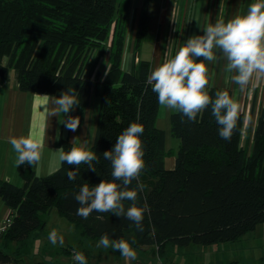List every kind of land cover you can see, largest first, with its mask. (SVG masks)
<instances>
[{"label":"trees","instance_id":"trees-1","mask_svg":"<svg viewBox=\"0 0 264 264\" xmlns=\"http://www.w3.org/2000/svg\"><path fill=\"white\" fill-rule=\"evenodd\" d=\"M150 1H144L137 17L133 56L147 33ZM130 4L131 0H0V78L12 70L21 90L54 99L71 88L79 94V110L87 106L91 94L100 100L91 145L98 157L93 162L96 172L82 164L73 181L66 173L75 166L60 162L56 170L39 176L36 165L25 163L18 168L21 185L0 179V198L11 219L0 237L6 248L24 243L34 230L43 228L40 212L50 209L87 237L100 239L107 233L112 240L129 241L133 248L150 246L153 256L164 254L170 245L234 242L264 222V109L253 132L250 111L243 143L242 113L229 141L219 136L210 106L195 122L171 112L170 135L179 145L176 153L167 149L165 131L156 125L157 95L146 83L150 59L132 60L129 70L121 67ZM106 52L109 68L97 80L96 67ZM218 90L233 98L229 87H208L213 98ZM132 122L144 126L145 168L140 181L147 187L136 201L150 209L144 214L143 232L111 212H93L84 219L76 215L79 205L74 198L84 183L94 186L112 179L111 163L102 154ZM57 143L65 151L72 146L62 135ZM172 155L174 164L166 168L164 160ZM136 184L134 180L131 187ZM124 203L127 208L131 201ZM0 264L17 263L0 249Z\"/></svg>","mask_w":264,"mask_h":264},{"label":"clouds","instance_id":"clouds-1","mask_svg":"<svg viewBox=\"0 0 264 264\" xmlns=\"http://www.w3.org/2000/svg\"><path fill=\"white\" fill-rule=\"evenodd\" d=\"M202 32V35L190 36L174 54L166 53L163 61L150 71L146 83L157 95L162 109L180 113L188 121L195 122L198 115L210 106L212 116L219 125V136L230 141L237 126L240 106L227 91H216L214 98L209 94L208 64L224 61V72L229 74L226 78L238 85L241 92L254 78L264 79V0H254L244 14H237L227 21L220 18L215 23L207 24ZM52 103L54 107L49 115L59 117L63 113L67 119L62 123L68 130L76 131L80 117L68 114L79 106V94L69 88ZM143 132L142 124L130 123L118 135L114 146L102 154L111 163L112 179H102L94 186L84 183L74 197L79 205L76 215L87 219L93 212H111L132 221L139 232L144 231V214L150 209L147 203L141 207L136 202L138 192L147 187L140 181L145 168L141 139ZM76 141L77 138L72 141L68 151L63 147L57 150L61 164L75 166L76 170L66 173L68 179L73 181L79 174L80 165H86L96 172L93 162L98 161L96 152L87 140ZM9 142L17 154L18 166L26 163L34 167L41 160V139L22 135ZM134 180L137 184L131 187ZM125 201H131L127 208ZM49 240L52 244L63 245L64 242L63 236L55 229L49 233ZM97 247H111L125 258H136L129 241L123 238L112 240L107 233L101 236ZM74 260L78 264H87L82 252H75Z\"/></svg>","mask_w":264,"mask_h":264},{"label":"crops","instance_id":"crops-1","mask_svg":"<svg viewBox=\"0 0 264 264\" xmlns=\"http://www.w3.org/2000/svg\"><path fill=\"white\" fill-rule=\"evenodd\" d=\"M144 1L131 0L130 9L133 6L134 16L132 17L130 42L126 50L123 48L121 67L124 70L130 69L132 60L137 61L142 58L140 55L141 43L146 36L152 37L149 59L153 69L161 63V58H165L166 53L174 54L190 36L202 35V29L207 24L215 23L220 18L227 21L237 14H244L248 6L254 2V0L150 1L146 4V11L149 16L147 33L141 40L139 50L133 56L132 42L137 17L140 9L144 6ZM224 64V61H219L214 63L213 69H211L212 65L209 63V72L225 74ZM108 68V52H106L96 67V71H99L97 80L103 79ZM251 85L248 88L246 87V90L243 91L245 93H242L237 85L235 87L238 92L232 93L235 101L240 96H246L250 99L254 90H256L258 99L262 97L263 102L259 99V105L258 102L255 104L257 97H255L256 99L254 98L253 105L251 104L252 101L249 104L245 100L241 103L242 110L240 111H243V115L245 114L244 120L246 115L248 118L250 111H252L251 132H253L258 116L261 110L264 109V85L259 88L255 84L253 87ZM251 89H253L252 94L249 92V95H247ZM53 100L54 98L48 94L40 92L29 93L21 90L12 70L9 71L6 78H0V179L17 185L23 183L18 173V168L22 164L18 166L17 154L9 142L12 138L32 135L43 141L42 157L35 169L36 174L39 176L47 175L59 167L60 161L57 155L59 146L57 142L60 135L67 137L70 141L77 138V143L87 140L91 147L99 114V97L91 94L89 103L84 109L75 108L70 110L69 116L80 117V125L74 132L68 130L62 123L64 119H67L63 113L59 117H51L49 115V112L54 107ZM168 112L171 113V111ZM164 131L166 135V130ZM9 212V208L0 198V221L5 219ZM219 248L227 251V254L224 255L225 260L219 261V264H264V222L257 224L253 230L232 242V245L227 243L226 245H220ZM151 249L152 247L150 246L141 247V251L136 254L134 260L127 258L126 261H122L116 256L112 259L111 264L140 263L143 261L140 258L143 251L147 252ZM181 256L182 254H179V252L175 253L172 248H169L164 254L152 256L150 259L153 261L152 264H184Z\"/></svg>","mask_w":264,"mask_h":264},{"label":"rangeland","instance_id":"rangeland-1","mask_svg":"<svg viewBox=\"0 0 264 264\" xmlns=\"http://www.w3.org/2000/svg\"><path fill=\"white\" fill-rule=\"evenodd\" d=\"M134 16V9L133 6L130 9V14L127 20V29H126V36H125V46L124 49L126 50L128 43L130 42V38L132 36L131 30H132V17ZM152 37L146 36L145 39H143L141 43V49H140V55L142 58L149 59L150 58V48L152 45ZM124 50V51H125ZM161 62L163 61V57L161 58ZM213 69L214 63H211ZM229 74H216L215 72H209V86L216 85L219 87H230L233 91V93H237V89L235 86H237L235 83L231 82L226 77ZM252 84V85H251ZM256 85L258 88L262 87L264 85V79L256 80L255 78L250 82V84L247 86V88L251 85ZM239 87V86H238ZM246 90V88H245ZM253 89L251 91H248L247 95H249V92L252 94ZM245 93V92H242ZM259 96V91H258ZM257 97L256 90L253 91V95H251V98L248 99L246 96H240L238 100L236 101L240 108L239 113L243 114V111L241 109V103L245 101L248 102V104L253 100H255ZM255 98V99H254ZM261 99L262 101V97ZM255 100V104L259 105L260 100ZM251 102V104H252ZM250 106V105H249ZM169 114L170 112L162 109L159 106L158 111V117L156 120V125L166 130L165 135V142H166V148L172 149L174 153H176L179 140L176 138L171 137L169 132ZM245 115V114H244ZM243 115V117H244ZM247 115L244 120L243 124V130H242V143L244 142V136L246 133V123H247ZM174 162V155L167 156L164 160L166 168H171L173 166ZM40 218L45 222V225L43 228L36 229L32 232L29 239H27L24 243L21 244H15L10 243L7 245V248L4 246L6 243L4 240L0 239V249L6 250L8 253H10L15 259L17 264H78L77 261L74 260V254L75 252H82L87 260V264H111L112 259L114 257H119L122 261H126L127 258H125L119 251L113 250L111 247L109 248H103V247H97V244L99 242V239H93L90 237H87L80 233V231L75 228V226L69 222L66 218L63 216H60L55 209H50L45 212H40ZM55 229L57 233L61 236H63V245L52 244L49 240V233ZM232 245V242H219L217 244H209V245H201V244H194L191 243L189 246H175L170 245L169 248H172V250L179 254H182L181 258L184 261V264H219V261H223L224 255L227 254V251H223L220 249V245H226V244ZM132 249L135 251V253H139L141 250L137 248ZM142 258L141 262L144 264H152L153 261L150 259L152 258L151 250L149 251H143V254L141 255ZM149 258V259H147ZM151 260V261H150ZM155 262V260H154Z\"/></svg>","mask_w":264,"mask_h":264},{"label":"built area","instance_id":"built-area-1","mask_svg":"<svg viewBox=\"0 0 264 264\" xmlns=\"http://www.w3.org/2000/svg\"><path fill=\"white\" fill-rule=\"evenodd\" d=\"M11 223V219L7 216L5 219L0 221V237L5 233ZM129 264H139V263H129Z\"/></svg>","mask_w":264,"mask_h":264}]
</instances>
